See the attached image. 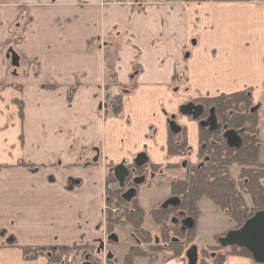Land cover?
I'll return each instance as SVG.
<instances>
[{
    "label": "crops",
    "instance_id": "0c3cea01",
    "mask_svg": "<svg viewBox=\"0 0 264 264\" xmlns=\"http://www.w3.org/2000/svg\"><path fill=\"white\" fill-rule=\"evenodd\" d=\"M243 91L258 112L264 163V0H0V264L21 262L23 247L104 241L109 168L140 154L177 165L167 157L168 119L188 102ZM176 120L195 163L199 123ZM21 160L48 171L47 239H17L21 219L35 227L38 216L35 206L20 211L22 183L35 188L38 176Z\"/></svg>",
    "mask_w": 264,
    "mask_h": 264
},
{
    "label": "trees",
    "instance_id": "16d2710c",
    "mask_svg": "<svg viewBox=\"0 0 264 264\" xmlns=\"http://www.w3.org/2000/svg\"><path fill=\"white\" fill-rule=\"evenodd\" d=\"M44 89H48V86H44ZM194 102L204 106L206 109L204 117L207 116L209 110H213L220 127L214 131H209L207 128L199 129L198 164H187L184 168L185 178H177L169 182L170 198H178L179 205L167 209L158 206L151 212L154 224L160 227L158 243H155L153 234L143 226L145 213L137 199L134 198L131 202L124 201L122 194L125 189L113 188L116 180L112 176L106 183L107 233H113L117 225H125L131 227L135 238V245L128 249L122 263L119 264H133L137 259H153V255L159 252L169 253L170 260L180 261L186 258L183 252L187 253L194 246L195 220L199 215L198 203L202 198L211 200L221 212L230 217L237 224L235 229H239L256 213L264 211V163L259 160V150L263 147V143L259 135L258 112H253L255 105L250 91L200 98ZM109 105L113 116L120 117L123 111L121 96L112 97ZM20 113H22V108ZM227 131H235L239 134L242 140L240 148L231 149L227 146L224 138ZM167 147V154L170 157L186 155L190 151L186 130L182 129L178 134L169 132ZM25 166L31 169L36 167L32 164ZM232 166L240 168L237 180L230 175L229 169ZM176 167L167 166L165 168L171 170ZM145 170L161 177L164 175L160 172L161 167L152 164L144 165L139 172L143 173ZM244 195L250 196L252 207L247 206ZM113 206L125 208V212H122L118 218H114L109 212V208ZM186 218L194 220V227L182 230L181 223ZM21 251L25 259L43 257L48 259L49 264H77L75 259L80 256L83 260L78 264H82L86 261L87 255L95 254L96 246L23 247ZM201 253L210 258V263L203 258L197 264H225L227 258L231 256L252 260L247 250L239 247H223L218 242L216 245L204 247ZM70 256L73 257L70 258ZM93 259L90 257L89 261L99 264Z\"/></svg>",
    "mask_w": 264,
    "mask_h": 264
},
{
    "label": "rangeland",
    "instance_id": "374dc122",
    "mask_svg": "<svg viewBox=\"0 0 264 264\" xmlns=\"http://www.w3.org/2000/svg\"><path fill=\"white\" fill-rule=\"evenodd\" d=\"M45 29V28H43ZM48 32V27L46 28V31ZM10 49V48H8ZM7 49V50H8ZM6 50V51H7ZM187 55V52L185 53ZM8 65L12 67L11 65V60L8 59ZM23 64V63H22ZM25 65V64H24ZM10 67V70H12ZM21 104V103H20ZM254 104V103H253ZM22 105V104H21ZM23 106V105H22ZM181 116V115H180ZM179 114L176 115V119L180 117ZM170 118L168 119V121ZM167 121V125H168ZM176 123L178 124L177 120ZM179 125V124H178ZM170 131H168L169 133ZM260 135V133H259ZM261 139V138H260ZM262 141V139H261ZM168 142V141H167ZM263 143V142H262ZM200 146V145H199ZM189 147V145H188ZM190 149V147H189ZM168 150V147L166 148ZM199 152V150H198ZM260 153V150H259ZM192 155V151H190L184 155V156H173V157H180V161L177 165H161L162 171H160L162 174H164L162 177H155L152 178L150 175L146 178L144 183L141 185H138V196L137 199L140 201L139 205L141 204L146 216L144 218V224L143 226L145 227L146 230L152 231L151 233L153 234L154 241L156 242L157 239L160 240L159 232H160V227L154 224L153 219L151 217V212L158 207V205H161L160 203L164 202L165 199L170 198V191H169V182L173 179H184V168L183 166L186 167L187 164H192L196 165L199 162L198 154H197V162L192 163L190 160V156ZM169 158H173L168 156ZM260 160V158H259ZM262 163V161L260 160ZM22 167H26L27 163H25L23 160L20 162ZM120 164H126L125 162L120 163ZM146 164H148L146 162ZM184 164V165H183ZM30 165V164H29ZM33 165V164H32ZM183 165V166H182ZM36 166V165H34ZM116 165H112L110 169L113 171V168ZM167 166H177L175 169H166L165 167ZM29 168V167H26ZM39 166H36V168H29L31 172H36L38 173L37 176V183L36 187H30L28 186V183L26 182L25 184L22 183V185H27L23 186L21 185L20 188V194H21V202H20V211L23 212V209H27L28 212H33L34 206L35 209L38 211V216L36 220H31L35 221L36 225L34 226H29L25 225L24 226V220L21 219V225L19 231H17L18 234V240H25L28 238H31V240L36 241L38 239H47L48 238V218L45 217L44 213L45 211H48V171H41ZM230 175L234 180H237L240 168L238 166H232L230 169ZM41 171V172H39ZM42 173V174H40ZM158 175V174H156ZM111 176L109 175L108 172V180ZM20 178L21 180H25L24 178H27L26 176L22 175ZM157 178V179H156ZM32 184V182H31ZM34 194V198L32 197L29 199L28 196ZM244 199L246 201L247 206L250 208L252 207V202L251 198L249 195H244ZM31 209V210H30ZM198 210H199V215L196 217L195 220V239H194V246L197 247L198 250V262L201 261L203 258L207 260L210 263V258L205 257L202 255V249L207 246H213L216 245L219 238H221L225 233H227L230 230H233L237 228V224L228 216H226L223 212H221L217 206L209 199L207 198H202L199 203H198ZM27 221V220H26ZM27 223V222H25ZM182 224V223H181ZM32 225V224H31ZM182 226V225H181ZM13 227V226H12ZM16 228V225L14 226ZM13 227V228H14ZM130 226H125V225H117L115 229V234L118 235L119 238V243L114 246L112 249V245L109 246L110 251H112V255L114 256V259L118 261V263L122 260L124 257V254L126 253L127 249L131 246L135 245V240H132L134 237H130L129 234H131L130 231ZM20 235V236H19ZM135 239V238H133ZM43 247H48V246H43ZM191 247V246H190ZM189 248V247H188ZM8 249V248H6ZM229 250V249H228ZM21 251V249H20ZM22 258L21 262H15V264H41V259L36 258V259H25L24 255L21 251ZM74 254V253H73ZM186 254V251L183 252V255ZM154 258L150 259L155 260L157 259L159 262H164L166 260H170V255L167 252H159L153 255ZM73 256H70L72 258ZM238 257V256H235ZM103 258V257H102ZM101 258V259H102ZM229 258V257H228ZM227 258V260H228ZM244 258V257H243ZM46 259V264H49L48 259ZM249 259V258H248ZM83 259L79 256L78 258L75 259V263L81 262ZM173 260V259H172ZM226 260V261H227ZM146 261H143V259H137L136 264H143ZM180 262L182 264H188L187 259H181ZM197 262V263H198ZM226 264V263H225ZM256 264V263H254Z\"/></svg>",
    "mask_w": 264,
    "mask_h": 264
},
{
    "label": "water",
    "instance_id": "95a60500",
    "mask_svg": "<svg viewBox=\"0 0 264 264\" xmlns=\"http://www.w3.org/2000/svg\"><path fill=\"white\" fill-rule=\"evenodd\" d=\"M7 59L11 60V65L13 67H18L19 56L12 50L9 51ZM257 111L255 108L253 112ZM204 108L202 105H195L193 102H188L179 107L178 113L181 116L191 118L194 121L199 120L203 115ZM209 118L205 122H199L200 128H208L209 131H214L219 128L216 117L213 110L209 111ZM169 131L173 134H178L181 132L182 128L176 123V115L170 117L168 121ZM226 144L231 149H238L242 145V140L239 134L235 131H227L224 134ZM147 161L145 154H140L134 160V164L137 167L143 166ZM113 174L116 181L121 187H123L125 180L129 176L128 167L125 164H119L113 169ZM144 181V178H137L133 180L135 185H140ZM136 195L135 189H129L124 195L123 199L125 201H131ZM180 200L175 197L167 199L161 207L167 209L169 207H177ZM182 229H192L194 227V220L191 218H186L182 221ZM115 239L114 236H112ZM218 243L223 247H239L247 250L254 263L264 264V211L258 212L250 219H248L239 229H233L225 233L221 238H219ZM83 264H91L87 261ZM186 259L188 264H197L198 262V250L196 246L191 247L186 253Z\"/></svg>",
    "mask_w": 264,
    "mask_h": 264
},
{
    "label": "flooded vegetation",
    "instance_id": "af4514ba",
    "mask_svg": "<svg viewBox=\"0 0 264 264\" xmlns=\"http://www.w3.org/2000/svg\"><path fill=\"white\" fill-rule=\"evenodd\" d=\"M193 103L195 105H201V104H197L196 102L193 101ZM202 107L204 108V106L202 105ZM210 111V110H209ZM206 113V109L204 108V112H203V115L199 118V120H197V122H205L207 121V119L209 118L210 114L208 112L207 116L204 117ZM218 124V123H217ZM219 126V125H218ZM220 127V126H219ZM208 129V128H207ZM209 130V129H208ZM127 167H128V170H129V176L127 177V179L125 180L124 182V185L123 187H121L119 185V183L116 181V184L114 185L113 188H118V189H125V192L122 194V198H123V195L129 190V189H135L136 190V195L134 198L137 199V196H138V185H135L133 183V180L134 179H137V178H144V181L146 180V178L148 177V175H150L152 178H155V177H161L160 175H156L155 173L149 171V170H145L143 173H140L139 170L140 168H142L144 165H146V163L141 166V167H137L135 166L134 162L133 164L131 165H128V164H125ZM115 168V167H114ZM113 168V169H114ZM112 169L109 170V175L112 176L114 179V174H113V171H111ZM110 179V178H109ZM116 180V179H115ZM144 181L142 183H144ZM108 182V181H107ZM141 183V184H142ZM140 184V185H141ZM133 198V199H134ZM132 199V200H133ZM131 200V201H132ZM125 201V200H124ZM129 201V202H131ZM138 201V199H137ZM128 202V201H126ZM106 210H107V207L105 205V217H106ZM109 212L110 214L114 217V218H118L122 212L124 213L125 212V208H121V207H117V206H113V207H110L109 208ZM105 221H106V218H105ZM106 223V222H105ZM115 229H116V226L114 227V232L109 234L107 233V230H106V239L104 241H100L98 244H96V252L95 254H93L92 256L91 255H87L86 257H88L87 261L90 262L91 264L92 261L90 260L89 261V258L90 257H93L95 259V261H98L99 264H119V263H122V260L118 263L117 260L114 259V256L112 255V251H110L109 249V246L112 245V249L114 248L115 245H117L119 243V238H118V235L115 234ZM181 229H182V226H181ZM183 230V229H182ZM130 231H131V234H129V236L132 238L133 237V233H132V229L130 228ZM112 236L115 237V239L112 238ZM134 238V237H133ZM132 238V240H134ZM159 240L157 239V241L155 243H158ZM128 251V250H127ZM126 251V252H127ZM126 254V253H125ZM124 254V255H125ZM85 257V259H86ZM103 257V258H102ZM102 258V259H101ZM93 259V261H94ZM83 264V263H82Z\"/></svg>",
    "mask_w": 264,
    "mask_h": 264
}]
</instances>
